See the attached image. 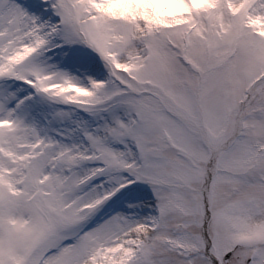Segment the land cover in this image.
<instances>
[{
  "label": "snow or ice",
  "instance_id": "1",
  "mask_svg": "<svg viewBox=\"0 0 264 264\" xmlns=\"http://www.w3.org/2000/svg\"><path fill=\"white\" fill-rule=\"evenodd\" d=\"M0 264H264V0H0Z\"/></svg>",
  "mask_w": 264,
  "mask_h": 264
}]
</instances>
